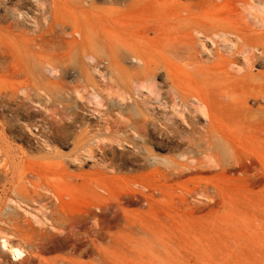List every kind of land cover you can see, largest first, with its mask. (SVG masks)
Wrapping results in <instances>:
<instances>
[{"label": "rangeland", "instance_id": "1", "mask_svg": "<svg viewBox=\"0 0 264 264\" xmlns=\"http://www.w3.org/2000/svg\"><path fill=\"white\" fill-rule=\"evenodd\" d=\"M117 1L57 0V18L75 19L89 41L101 39L103 15L114 37L120 8L141 10L135 21L142 13L162 20L185 9L201 19L241 15L256 31L248 36H255V54H263L237 86L182 64L174 68L187 87L207 81L230 101L216 144L190 146L167 107L145 102L134 89L130 100L116 98L114 72L100 57L93 63L99 51L92 45L43 51L26 37L19 50L0 45V264H264V0ZM51 2L0 0V17L18 18L30 35L33 16L40 24L51 20ZM41 4L48 8L43 15ZM55 32L79 42L70 28ZM199 59L207 62V55ZM156 82L166 97L162 71ZM132 100L154 123L146 131L129 123L116 129L120 114L126 122L137 118ZM220 100L213 102L221 107ZM202 130L194 129V137ZM36 185L40 197L32 193ZM18 186L32 199L18 200ZM54 193L64 195L60 203ZM50 211L63 215L62 223L46 219ZM4 240L22 248L19 259Z\"/></svg>", "mask_w": 264, "mask_h": 264}, {"label": "bare ground", "instance_id": "2", "mask_svg": "<svg viewBox=\"0 0 264 264\" xmlns=\"http://www.w3.org/2000/svg\"><path fill=\"white\" fill-rule=\"evenodd\" d=\"M55 1L57 0H52V7L49 10L42 4L38 7L37 10L41 15L45 14L47 10L53 15L46 24H40L39 16H33L31 22L35 28L30 35L19 28L21 22L18 18L0 17V33H5L8 38L6 43L0 40V45L19 50L21 39L25 37L31 46H37L43 51L52 49V47H56L55 45H62L66 49H72L71 45L73 44L92 45L99 51L97 56L92 54L93 63H96L97 58L100 57L107 61L108 66L114 72L113 93L116 98L120 99V102L130 100L133 89L137 92L141 91L140 93L145 96L143 99L145 102L149 103L155 100L158 107L165 106L170 109L172 116L170 122L178 129H185L182 140L187 145L194 146L199 141H204L208 145L216 144V135L218 134L216 129H224L220 119L225 114L224 108L229 106L227 102L230 101H226L225 95L217 93L213 85L207 84V81L203 82L200 89L192 88L190 85L187 87V82L176 75L174 68L182 64L187 69L191 68V72L204 77L231 80L232 84L236 86L244 83L246 78L253 74L250 69L261 58L263 51L260 54H255L254 50H257L255 36H252L253 39H249L248 36L256 31L243 21V16L237 15V19L228 17L201 19L192 16L190 9H185L183 14L175 12L162 20L155 16L147 17L142 13L135 21V10L138 11V14L141 10L130 8L126 11L120 8L115 20L117 31L114 37L109 36L110 22L106 15H103L100 24L101 39L96 40L93 35L94 38H89L87 41L88 38L84 36L82 29H78L75 19L65 22L59 20L61 18H57L60 8ZM162 2L163 0H158L159 4ZM117 3L121 5L122 0H118ZM63 7H67V5H63ZM61 14L63 16L66 11L59 15ZM130 16H133V20L130 19ZM59 25L60 28H70L72 32L79 34V42H76L73 37L69 42L58 37L55 31L56 26ZM231 36L240 42L232 44ZM56 37L61 39L58 44H55ZM220 43L225 44L229 50L219 52L218 45ZM226 43H230L229 47ZM198 44L200 50L196 47ZM206 44H209L210 49L206 48ZM231 47H234L233 51L230 49ZM202 53L207 55V62H202L199 59ZM127 61L130 66L126 67ZM160 71H162L164 84L167 88L166 97L163 96L162 89L156 82V76L160 74ZM217 90L219 92V89ZM219 97L222 98L220 100L221 107L216 106L213 102ZM132 101L135 105L137 118L128 119L126 122L120 114L116 129H123L129 123L131 129L146 131L154 123L146 115V109L142 108L141 110L137 101ZM199 122H203L202 126H198ZM161 124L162 128L170 129L168 125ZM153 129H157V127L153 126ZM194 129H203L198 133L197 138L194 137ZM11 179L13 180L12 176ZM37 187L38 185L34 187L32 193L35 197H40L38 194L35 195ZM13 192L18 200L32 199V196H28L25 189L20 186L14 187ZM54 196L58 203L64 197L61 193H54ZM46 219L51 222H56V220L61 222L63 215L55 217L53 211H50ZM61 223L60 229L66 231L69 226L64 227ZM48 238L52 240L57 238V235L49 234ZM3 247L13 260L19 259L23 254L21 247L10 244L6 240L3 241Z\"/></svg>", "mask_w": 264, "mask_h": 264}]
</instances>
